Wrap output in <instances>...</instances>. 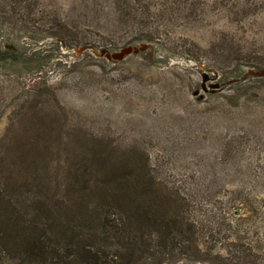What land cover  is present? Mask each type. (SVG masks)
<instances>
[{"label":"rangeland","instance_id":"1","mask_svg":"<svg viewBox=\"0 0 264 264\" xmlns=\"http://www.w3.org/2000/svg\"><path fill=\"white\" fill-rule=\"evenodd\" d=\"M124 163L192 225L163 264H264V0H0V180L64 194Z\"/></svg>","mask_w":264,"mask_h":264},{"label":"trees","instance_id":"2","mask_svg":"<svg viewBox=\"0 0 264 264\" xmlns=\"http://www.w3.org/2000/svg\"><path fill=\"white\" fill-rule=\"evenodd\" d=\"M116 167L64 194L0 180V264H163L191 248L192 225L166 187L144 164Z\"/></svg>","mask_w":264,"mask_h":264},{"label":"water","instance_id":"3","mask_svg":"<svg viewBox=\"0 0 264 264\" xmlns=\"http://www.w3.org/2000/svg\"><path fill=\"white\" fill-rule=\"evenodd\" d=\"M146 48L144 44H140L138 47H132V46H126L118 51L109 52L107 50H100V55L105 56L107 59L112 61H119L121 60L125 55L131 53V52H138L139 50H143Z\"/></svg>","mask_w":264,"mask_h":264}]
</instances>
